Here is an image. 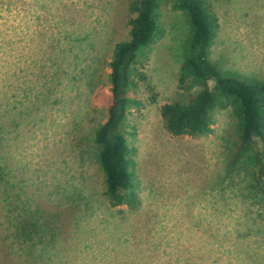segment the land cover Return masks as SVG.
Wrapping results in <instances>:
<instances>
[{"label":"rangeland","instance_id":"1","mask_svg":"<svg viewBox=\"0 0 264 264\" xmlns=\"http://www.w3.org/2000/svg\"><path fill=\"white\" fill-rule=\"evenodd\" d=\"M209 2L221 23L214 61L264 80V0ZM127 5L0 0V164L10 183L6 198L0 183V264H264V141L239 154L237 119L218 105L209 135L164 127L162 106L194 93L178 86L190 24L170 6L164 36L138 60L144 106L129 115L141 204H109L94 132L107 117L114 46L130 38ZM10 210L55 229L6 230Z\"/></svg>","mask_w":264,"mask_h":264},{"label":"trees","instance_id":"2","mask_svg":"<svg viewBox=\"0 0 264 264\" xmlns=\"http://www.w3.org/2000/svg\"><path fill=\"white\" fill-rule=\"evenodd\" d=\"M165 5L184 11L188 17L190 34L180 65L178 86L194 93L187 101L178 100L162 106L164 127L173 136L209 135L214 130L213 109L218 105L220 108L231 107L237 119L241 145L239 154L246 153L256 137L264 141V80L223 70L214 61L212 46L221 23L209 0H128L130 38L114 46L109 63L107 117L94 132L97 160L105 179L104 194L113 207L134 209L141 204L140 195L135 190L137 147L129 138L137 131L130 123L129 115L132 110L144 106L139 93L147 75L137 67V63L164 36L161 9ZM211 81H214L213 87L210 86ZM258 177L263 184L259 192L264 197V162L259 165ZM0 183L6 198L10 195V183L2 172ZM7 216L13 217L12 210L7 212ZM11 224L6 230L21 235L30 230L28 227L34 228L35 233L55 229L41 227V223H32L31 219L12 218Z\"/></svg>","mask_w":264,"mask_h":264}]
</instances>
